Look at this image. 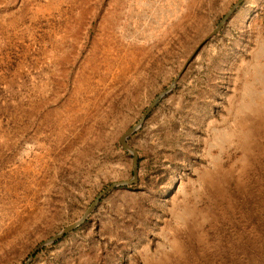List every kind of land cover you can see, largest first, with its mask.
<instances>
[{
    "label": "rangeland",
    "instance_id": "rangeland-1",
    "mask_svg": "<svg viewBox=\"0 0 264 264\" xmlns=\"http://www.w3.org/2000/svg\"><path fill=\"white\" fill-rule=\"evenodd\" d=\"M240 1L0 0V264L118 183L30 264H264V0L220 28Z\"/></svg>",
    "mask_w": 264,
    "mask_h": 264
},
{
    "label": "water",
    "instance_id": "water-1",
    "mask_svg": "<svg viewBox=\"0 0 264 264\" xmlns=\"http://www.w3.org/2000/svg\"><path fill=\"white\" fill-rule=\"evenodd\" d=\"M243 1L244 0H241L236 6H234L233 8H232V10L227 14V16L225 17V19L223 20V22H222V24L220 25V28H222L223 27V25L226 23V21L235 13V11L238 9V7H240L241 6V4L243 3ZM219 28V29H220ZM218 29V30H219ZM162 96H160L159 97V99L161 98ZM158 99V100H159ZM157 100V101H158ZM157 101L153 104V106L157 103ZM153 106L148 110V113L150 112V110L153 108ZM146 116L147 115H145V117L141 120V122L139 123V125L137 126V127H135V128H133V129H131L124 137H123V143L125 144V142H126V140L128 139V137L130 136V135H132L136 130H137V128L138 127H140L142 124H143V122H144V120L146 119ZM125 147L127 148V149H130V148H128V146L125 144ZM132 153H133V155H134V157H135V168H134V172H135V178H134V180H133V183L134 182H136L137 181V178H136V173H137V170H138V158H137V154H136V152H134V151H132V150H130ZM128 183H118V184H114V185H112L111 187H109L108 189H107V191H105L97 200H96V202L94 203V205L92 206V208L88 211V213L85 215V217L83 218V220L82 221H80L79 223H76L75 225H73V226H71V227H69L67 230H65V231H63L61 234H59L58 236H56V237H54L53 239H51V240H49V241H47L46 243H44V244H42L32 255H31V257H30V259L28 260V262L26 263V264H30L31 262H32V260H33V258H34V256H35V254L43 247V246H45V245H47V244H51V243H53V242H56V241H58L59 239H61L65 234H67V233H69L70 231H72L73 229H75L78 225H80V224H82L84 221H85V219L87 218V215L97 206V204L99 203V201L101 200V198L105 195V194H107L109 191H111V190H114L115 188H117V187H120V186H123V185H127Z\"/></svg>",
    "mask_w": 264,
    "mask_h": 264
},
{
    "label": "bare ground",
    "instance_id": "bare-ground-1",
    "mask_svg": "<svg viewBox=\"0 0 264 264\" xmlns=\"http://www.w3.org/2000/svg\"><path fill=\"white\" fill-rule=\"evenodd\" d=\"M69 110H70V109H69ZM258 149H259V148H258ZM217 170H218V169H217ZM222 172H223V169H222ZM215 175H216V174H215ZM224 176H225V175H224ZM215 177H216V176H215ZM215 177H214V179H215ZM217 178H218V177H217ZM218 179H220V178H218ZM218 179H217V180H218ZM222 182H223V181H222ZM212 183H213V182H212ZM213 184H214V183H213ZM222 184H224V183H222ZM210 186H211V185H210ZM210 186H209V187H210ZM215 186H219V185H216V184H215ZM220 186H221V185H220ZM213 189H214V188H213ZM218 189H219V187H218ZM222 189H223V188H222Z\"/></svg>",
    "mask_w": 264,
    "mask_h": 264
}]
</instances>
